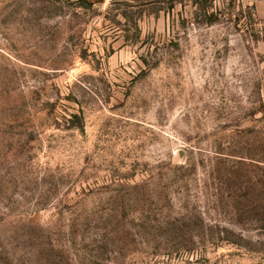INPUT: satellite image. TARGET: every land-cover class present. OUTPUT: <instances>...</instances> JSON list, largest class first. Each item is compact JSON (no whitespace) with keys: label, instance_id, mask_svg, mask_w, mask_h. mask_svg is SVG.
I'll return each mask as SVG.
<instances>
[{"label":"rangeland","instance_id":"374dc122","mask_svg":"<svg viewBox=\"0 0 264 264\" xmlns=\"http://www.w3.org/2000/svg\"><path fill=\"white\" fill-rule=\"evenodd\" d=\"M0 264H264V0H0Z\"/></svg>","mask_w":264,"mask_h":264}]
</instances>
